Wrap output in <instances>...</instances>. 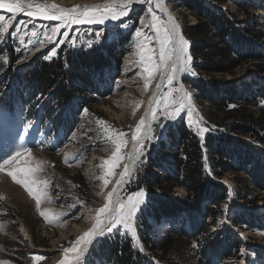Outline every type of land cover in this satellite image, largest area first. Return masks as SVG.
Returning <instances> with one entry per match:
<instances>
[{
    "label": "rangeland",
    "instance_id": "obj_1",
    "mask_svg": "<svg viewBox=\"0 0 264 264\" xmlns=\"http://www.w3.org/2000/svg\"><path fill=\"white\" fill-rule=\"evenodd\" d=\"M35 2L72 8L76 5L104 4L107 1ZM201 2L222 12L241 35L253 38L252 32L255 37L259 34L261 49L264 51V0ZM164 5L180 25L182 34L184 26L196 23L195 12L181 2L164 0ZM147 9V4L134 3L129 15L118 21L109 20L103 25L73 24L61 29V34L56 38L57 41L64 39L62 33L67 31L68 38L64 43H44L41 46L43 33L55 27L58 21L42 17L29 18L23 13L17 14L8 32L0 35V162L21 146L31 149L34 160L45 162L44 170L38 175L42 181L48 182V197L52 201L49 203L47 198L42 200L37 209L35 201L23 187L15 184L6 173L0 172V197H3L0 199V262L33 264V255H43L45 260L40 264H60L63 249L70 247L92 227L91 218L95 215V209L104 205L107 193L111 191L122 170L121 164L114 170L116 175L111 178L108 186L103 188V195H99L103 185L102 180L98 179L103 175L100 165L103 160L110 159L111 151L96 120L103 119L113 128L123 130L130 140L131 130L144 116L146 100L159 82L157 75L147 91L144 90V74L135 55L134 33L141 26V19L150 18ZM157 14L167 19L165 13L157 11ZM0 15L6 19L12 16L5 9H0ZM21 21L24 23L20 33L13 36L12 33ZM33 28L37 31V37L30 35ZM21 37L24 43H21ZM29 39L35 43L28 44ZM90 44L92 47H89ZM153 46H156L155 41ZM53 48L56 54L51 59H45ZM80 52H90L93 60H99L95 65H83L80 78L66 74L60 76L56 72L50 77H37L34 74L33 66L37 58L51 62ZM64 68L69 74L68 66ZM194 70L198 73L197 77L205 81L238 82L243 78L264 80V57H246L245 62L234 68L232 73ZM186 75L178 77L177 86L183 85L192 94L196 118L202 117L201 126H207L209 131H217L220 136L228 137L223 143L216 144L225 156L232 157L234 165L225 160L227 164L219 171L217 167L220 166L211 164L210 152L203 150V181L207 182V174L206 177L217 185L213 183L208 188L219 189V194L223 189L225 198L211 206L212 215L203 217L200 228L192 227L190 236L183 231L178 235L179 229L175 234L173 229L178 225H170L172 228L169 229L165 227V222L158 224L153 233L157 238L161 237L160 245L154 244L153 250L143 248L144 253L151 262L148 261L149 264H264V143L259 138L236 132L231 126L232 120H224L219 125L211 122L207 101L197 98L195 90L185 81ZM255 100L256 103L247 109L253 116L264 119V101L258 98ZM141 101L137 108L136 105ZM84 109L89 110L87 115ZM180 118L185 120L191 132L198 135L195 127L189 128L186 111L175 121L160 117L165 127L160 129L153 125L158 138L149 143L144 163L138 165L139 170L133 174L131 182L124 186L122 197L141 189L146 194L145 203L148 202L149 193L169 195L172 200L166 203L169 208H174V203L188 199L189 179L183 173L178 175V167L172 164L177 160L175 155L179 150L178 132L168 131ZM231 137L246 141L252 149L245 151L241 142L229 143ZM130 146L131 142L125 151H129ZM232 153H236L237 157L234 158ZM179 156L182 157L183 153ZM65 159L68 164L64 162ZM151 159L160 166H151V170L160 176L166 172L169 177L176 178L177 184L170 193L166 192L168 183L162 179L156 180L152 174L150 190L140 181L139 175L145 172ZM161 171L164 172L161 174ZM203 197V204L208 207L210 200ZM225 204L228 205L227 213L224 210ZM153 205L164 209L156 201H153ZM45 210H50L53 223L46 222L39 215L40 211ZM192 221L199 223L200 218L196 217ZM205 238L212 239L214 251H207L203 247ZM102 263L100 260L94 262Z\"/></svg>",
    "mask_w": 264,
    "mask_h": 264
},
{
    "label": "snow or ice",
    "instance_id": "obj_2",
    "mask_svg": "<svg viewBox=\"0 0 264 264\" xmlns=\"http://www.w3.org/2000/svg\"><path fill=\"white\" fill-rule=\"evenodd\" d=\"M134 3L147 4V12L150 17L147 20L141 19V26L137 27L134 33L135 55L138 57L137 62L144 74V90L147 91L157 75L160 80L156 84V91L150 97L149 108L135 128L131 130L130 140L128 134L123 130L113 128L103 119L96 120L111 151L110 159L103 160L100 165L103 175L98 179L102 180L103 185L99 195H103V188L108 186L111 178L116 175L114 170L121 164L122 170L111 191L107 193L104 205L95 209V215L91 218L92 227L78 237L70 247L63 249V258L60 264H87V254L97 238L106 233H112L114 230L119 231L121 228L126 233H130L133 247L140 246L136 220L142 212L146 194L143 189L133 192L127 197H122L120 193L124 190V186L131 182L133 174L139 170L138 165L144 163L143 158L149 143L158 138L153 125L164 129L165 125L160 117H163L164 120L175 121L186 111L189 128L195 127L203 141L204 135L209 129L201 126L202 117L196 118L192 94L186 91L183 85L177 86L179 84L178 77L182 74L196 76L198 73L192 65L193 57L189 51L190 41L182 34L180 25L164 5V0H107L104 4L76 5L72 8L59 7L54 3H37L35 0H0V9H5L12 14L9 19L0 15V35L8 32L16 15L20 13L29 18L42 17L46 20L58 21L55 27H51L50 30L43 33V39L40 40L41 46L44 43H64L68 38L67 31L62 33L64 39L57 41L56 38L61 34V29L68 28L73 24L103 25L109 20L118 21L129 15ZM157 11L165 13L167 19H163L157 14ZM23 23L21 21L16 26L15 32L12 33L13 36L20 33ZM145 29L149 31H145ZM30 35L37 37L35 28L32 29ZM20 41L24 43L23 37L20 38ZM153 41L156 46H153ZM34 43V40H28V44ZM89 47L92 45L90 44ZM55 54V48H53L51 53L44 58L51 59ZM4 62H7L6 57ZM165 88L167 90H164ZM141 103L142 101L136 107L139 108ZM230 107H235V105ZM83 111L87 115L89 110L84 109ZM129 142H131L132 148L125 151ZM64 162L68 164L67 159ZM44 163L34 160L32 150L23 146L11 155H7V158L0 162V172L6 173L15 184L23 187L35 201L37 209L40 208L42 200L46 198L49 203L52 202L48 197V182L42 181L38 175L44 170ZM205 166L207 167V165ZM224 210L227 213V204L224 205ZM39 215L50 224L54 222L50 210L40 211ZM141 250H143L142 246ZM31 260L33 264H40L45 260V257L33 255ZM0 264H8V262L3 261Z\"/></svg>",
    "mask_w": 264,
    "mask_h": 264
},
{
    "label": "trees",
    "instance_id": "obj_3",
    "mask_svg": "<svg viewBox=\"0 0 264 264\" xmlns=\"http://www.w3.org/2000/svg\"><path fill=\"white\" fill-rule=\"evenodd\" d=\"M177 1L193 10L197 17L195 24L183 27V34L190 41L189 51L193 57V68L202 72L232 73L234 68L245 62L246 57H264V51L261 49V36L259 34L255 37L254 32H252L255 39L241 35L240 31L236 29L235 25L222 12L211 9L204 5L201 0ZM249 32L251 31L249 30ZM98 62L99 60H93L90 52H80L76 55H68L64 59L56 58L51 62L37 58L33 71L37 77L43 75L50 77L56 72L60 76L66 74L80 78V69L83 65H87L88 63H94L95 65ZM66 65L69 68V74L64 71L66 69L64 66ZM184 78L187 84L195 90L197 98L207 101L209 113L211 114V119L209 120L211 122L219 125L224 120H232L231 126L236 132L259 138L264 143V119L253 116L249 112V109H247L251 104L254 105L256 103L255 98L264 101V80L257 81L251 78H243L238 82L227 81L222 83L213 80L205 81L197 77V75L192 76L190 74H187ZM232 104L235 107H230ZM168 131L178 132L179 140L177 142L179 150H177V155H175L177 156V160L172 164L178 167V175L183 173L185 178L189 179L190 186L188 185L187 188L190 195L187 200L174 203L175 207H172L173 209L170 207V209L166 206V203L172 201L169 195L160 196L154 194V196L152 193L147 194L149 197L148 202L144 204L142 212L136 220L137 234L142 249L153 250L154 244L160 245L161 237L157 238L153 230L162 222H165V227L169 229L173 225H178L176 229H173L174 232L179 229L178 235L182 234L181 231H183L186 235L190 236V229L203 224V217L212 215V207L218 203L217 201L225 198V191L223 189L220 190V194L222 195L220 196L218 193L219 189L214 187L208 188L214 182L206 177L207 174L205 175L207 182L203 181L202 176H204V171L201 166L203 150L210 152L211 164L213 166H220L217 167L219 171L227 164V160L230 165H234L232 157L229 155L225 156L224 152L218 149V144L223 143L228 138L226 135L220 136L217 131H209L205 134L203 141H201L198 135L188 129L183 118H180L174 127L168 128ZM228 140H230L228 142L231 144L241 142L245 151L250 150V148L252 149V146L246 143V141L242 142L234 137ZM166 149L168 148L166 147ZM169 150H175V148H169ZM181 153H183L182 157L179 156ZM232 154L234 158L237 157L236 153ZM151 166H154V168L160 167L151 159L145 172L139 175L140 181L144 182L150 190L152 186V174L156 180L162 179L168 183V191L166 192L170 193L172 187L177 184L176 178L169 177L164 171H161V174L164 172V175L160 176L154 170H151ZM215 186L217 185L215 184ZM203 196L206 197V200H210L208 207H205L203 204ZM153 201L164 206V209L155 207ZM196 217L200 218L199 223L192 221ZM141 246L133 247L130 233H126L122 229L106 233L99 238L97 243L95 242L92 245L87 255V263L94 264L95 261L100 260V262H103L102 264H149L150 261L146 257L144 249L141 250ZM203 247L207 251L215 250V245L212 244L211 238H205ZM100 249L102 251H99ZM163 255H160V257ZM204 255L206 256L205 253Z\"/></svg>",
    "mask_w": 264,
    "mask_h": 264
},
{
    "label": "bare ground",
    "instance_id": "obj_4",
    "mask_svg": "<svg viewBox=\"0 0 264 264\" xmlns=\"http://www.w3.org/2000/svg\"><path fill=\"white\" fill-rule=\"evenodd\" d=\"M106 1H107V0H106ZM256 12H257V11H256ZM165 15H166V14H165ZM166 18H167V16H166ZM158 79L160 80V77H158ZM154 91H156V87H155V89L151 92V94H150V96L148 97V99L146 100V103H145V112H146V110L149 108V100H150V97L153 96ZM131 148H132V144H131V146H130V150H131ZM120 195H121V193H120Z\"/></svg>",
    "mask_w": 264,
    "mask_h": 264
},
{
    "label": "water",
    "instance_id": "obj_5",
    "mask_svg": "<svg viewBox=\"0 0 264 264\" xmlns=\"http://www.w3.org/2000/svg\"><path fill=\"white\" fill-rule=\"evenodd\" d=\"M125 186H126V185H125ZM95 242H96V241H95ZM95 242H94V243H95ZM94 243H93V244H94Z\"/></svg>",
    "mask_w": 264,
    "mask_h": 264
},
{
    "label": "crops",
    "instance_id": "obj_6",
    "mask_svg": "<svg viewBox=\"0 0 264 264\" xmlns=\"http://www.w3.org/2000/svg\"><path fill=\"white\" fill-rule=\"evenodd\" d=\"M38 49V48H37ZM36 51V50H35Z\"/></svg>",
    "mask_w": 264,
    "mask_h": 264
}]
</instances>
